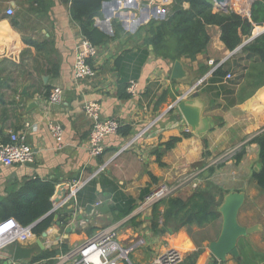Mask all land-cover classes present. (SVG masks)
<instances>
[{"label":"crops","instance_id":"0c3cea01","mask_svg":"<svg viewBox=\"0 0 264 264\" xmlns=\"http://www.w3.org/2000/svg\"><path fill=\"white\" fill-rule=\"evenodd\" d=\"M147 1L111 0L103 4L94 21L110 39L98 46L92 59L95 76L75 83L71 65L74 48L83 35L70 16V0H0V141H7L10 132L25 130L34 150L32 163L0 165V219L13 217L19 222L20 216L43 210L45 200L48 203L46 211L23 225L28 227L27 238L17 242L34 249L31 259L11 264H56L57 257L69 247L111 225L117 226L118 251L124 252L119 264H157L155 258L172 247L183 259L197 253L196 264H212L214 260L217 264H264V192L252 177L259 164L256 143L245 144L238 162L231 158L208 174L217 186L213 219L180 223L177 215H170L166 220L164 202L140 208L158 183L201 167L211 157L264 130V85L248 94L245 76L250 61L240 53L242 47L234 53L225 47L217 25L207 26L209 41L202 52L193 59L178 60L183 69L181 78L171 77L174 61L149 51L137 77L121 81L116 57L141 48L144 33L134 35L138 26L166 14L148 6ZM213 3L214 11L248 12V8L239 10L232 1L226 3V11ZM8 8L13 11L10 15ZM114 20L123 28L117 36ZM262 32L264 26H255L242 43ZM120 63L134 66L135 60L128 61L125 56ZM222 64L232 76L211 80L208 72ZM130 80L137 84L134 95L127 91ZM53 86L63 90V98L58 104H47L45 92ZM124 92L128 96L120 97ZM195 92L198 94L192 98ZM180 98L201 104L198 130L187 124L174 105ZM88 100L99 102L101 115L117 119L121 126V132L104 139V151L97 157L87 151L91 121L83 104ZM26 122L34 127L26 128ZM48 122L60 124L63 134L59 144L50 135ZM172 137L180 140L166 147ZM205 174L198 186L204 184ZM92 180L95 183L88 184ZM60 184L67 193L55 201ZM197 187L186 186L169 198L186 199ZM234 191L244 194L238 223L258 228L238 238L240 259L231 254L222 261L211 259L209 243L218 238L222 228L219 206L223 196ZM88 205L92 206L89 211ZM69 214H74V219L65 221ZM46 218H50L49 225L37 235L34 227ZM15 244L0 249V264L11 256ZM44 252H51V256L33 260Z\"/></svg>","mask_w":264,"mask_h":264},{"label":"trees","instance_id":"16d2710c","mask_svg":"<svg viewBox=\"0 0 264 264\" xmlns=\"http://www.w3.org/2000/svg\"><path fill=\"white\" fill-rule=\"evenodd\" d=\"M108 1L111 0H70L69 12L72 20L79 25L82 35L97 46L105 44L110 39V35L99 29L94 21V18L100 14L103 4ZM184 4H188V6L184 7ZM213 6V0H172L165 16L151 18L146 24L138 26L134 35L140 37L144 33L142 47L137 49L136 52L132 50L123 51L115 59V66L117 71H120L121 81L124 79L127 81L129 77L132 79L137 77L141 65L149 55V51L158 57L171 61L179 60L181 57L195 58L196 54L206 48L209 41L206 30L208 25L220 27V39L230 51L242 43L243 37L250 36L255 26H264V0H251L247 13L236 9H228L227 12L214 11ZM113 25L117 36L119 32L123 31V28L118 20H114ZM149 47L151 48L149 49ZM240 53L244 55V59L250 61L249 71L245 77L247 85L250 87L248 94H251L255 88L264 85V32L244 44ZM125 56L128 61L134 59L135 65L119 64V61ZM227 73H229L228 69L225 68V64H222L211 73V80H222ZM123 84L125 86L127 82ZM48 91L45 93L47 94ZM119 95L120 97L128 96L126 92ZM119 132H121V126L118 128L117 133ZM186 135L188 134L184 133L183 136ZM179 140L180 137H172L167 141L166 147H171ZM250 142L256 143L258 146L259 162V168L253 171L252 177L256 185L264 192V130L250 138L245 144ZM244 152L245 145L233 156L235 162L242 158ZM219 165H211L205 169L204 184H200L188 198L168 197L167 200L159 201L165 203L164 216L166 220L170 215H177V221L180 223L193 221L203 223L216 216L218 202L214 200L217 186L207 176L213 173ZM94 183L92 180L88 184ZM91 186L89 185V187ZM53 187L52 184L49 189L50 194L53 193ZM220 195L222 197V192ZM45 202L43 210H35L29 216H20L18 218L20 224L27 225L39 217L43 211H46L48 203L47 200ZM129 210L130 208L126 212ZM49 223L50 218L44 219L34 227V233L40 234ZM50 253L44 252L34 257L33 260L35 262L39 261L42 258L51 256ZM198 257L197 253L190 254L183 259L181 264H196ZM217 263L216 260L212 261V264Z\"/></svg>","mask_w":264,"mask_h":264},{"label":"built area","instance_id":"2783aa9c","mask_svg":"<svg viewBox=\"0 0 264 264\" xmlns=\"http://www.w3.org/2000/svg\"><path fill=\"white\" fill-rule=\"evenodd\" d=\"M148 6L156 7L160 13L164 14L171 6L172 0H148ZM162 10V11H161ZM164 11V12H163ZM12 9L8 8L6 13L12 14ZM159 13V12H158ZM98 54V46L93 44L87 37L82 36L74 48V57L71 65V75L73 81L79 82L85 78H92L96 70L92 65V59ZM213 65V62L210 61ZM217 66H214V69ZM214 69L208 72L211 74ZM230 73L226 78H230ZM136 82L130 80L127 86L129 94H136ZM63 90L59 86H53L44 97L47 104H58L62 101ZM85 116L91 121V128L87 140V151L89 156L97 157L104 151V139L118 132L120 123L112 117L101 115L100 103L94 100L85 101L83 104ZM25 127L31 129L34 125L25 123ZM50 135L59 144L62 141V128L60 124L48 122ZM141 135V134H140ZM250 139V138H249ZM248 139V140H249ZM239 143L237 147H242L248 141ZM235 149L231 148L210 158L203 166L195 168L189 172L179 175L172 181L158 183L145 197L140 208L147 209L155 203L165 198L175 195L179 190L188 186L195 188L202 179L205 169L211 165L222 164L233 158ZM238 151V150H237ZM34 161V150L28 143L26 131L10 132L9 138L5 142L0 141V165L9 166L12 164H28ZM73 195V194H72ZM71 195H69L70 198ZM68 199V198H67ZM67 201V200H66ZM28 227L21 225L13 217L0 219V249L11 244L26 240ZM117 226L96 230L87 239L69 247L63 254L57 257L56 264H119L124 252L118 251L119 246L116 241ZM183 255L175 248H168L155 258L157 264H179Z\"/></svg>","mask_w":264,"mask_h":264},{"label":"water","instance_id":"95a60500","mask_svg":"<svg viewBox=\"0 0 264 264\" xmlns=\"http://www.w3.org/2000/svg\"><path fill=\"white\" fill-rule=\"evenodd\" d=\"M232 1L236 4L239 10L246 11L249 5L250 0H214L215 3L219 4L221 8L226 11V3ZM245 44V43H244ZM243 43L236 47L232 52L234 53L244 45ZM183 76L182 64L175 60L172 67V78H181ZM198 93H193L192 98H195ZM178 107L182 117L185 119L188 125L192 127L194 131L200 128V111L201 104H194L186 98L178 99L175 104ZM255 170L259 168V164L256 165ZM67 193V188L64 184H60L56 189V198L55 201L59 198H63ZM244 199V194L242 192H228L223 196L222 202L219 206V211L222 215V228L218 238L209 243L210 258L217 260H224L227 254H231L237 259H240L239 251L237 248V240L240 236L247 235L252 231L256 230L257 226L244 227L240 225L237 221L238 209L241 206ZM67 200V199H66ZM67 201H65V204ZM72 206V205H71ZM69 206V208H72ZM92 206H87V211L90 210ZM104 207L106 205L104 204ZM55 219H58V216H55ZM74 219V214H69L64 219L65 221H70ZM57 225H60V220L55 222ZM74 225H71L73 228ZM46 233H42V236H45ZM36 244L42 248L40 240H36ZM33 248H26L19 243L14 245L12 254L9 258H6L2 264H11L13 262H19L23 260L31 259L33 255Z\"/></svg>","mask_w":264,"mask_h":264},{"label":"rangeland","instance_id":"374dc122","mask_svg":"<svg viewBox=\"0 0 264 264\" xmlns=\"http://www.w3.org/2000/svg\"><path fill=\"white\" fill-rule=\"evenodd\" d=\"M235 147H236V145L234 144V145H232L231 147L227 148L226 150H229V149H231V148H234V149L236 150V151H235V153H236L237 150H240V148H241V147H237V149H236ZM226 150H224V151H222V152H225ZM222 152L218 153V154L215 155V156H219V154H221ZM233 155H235V154H233ZM215 156H213V157H215ZM213 157H211V158H213ZM208 160H209V159H208ZM225 162H226V161H225ZM225 162H224V163H225ZM179 191H180V190H179ZM179 191H178V192H179ZM178 192H177V193H178ZM177 193H176V194H177Z\"/></svg>","mask_w":264,"mask_h":264}]
</instances>
